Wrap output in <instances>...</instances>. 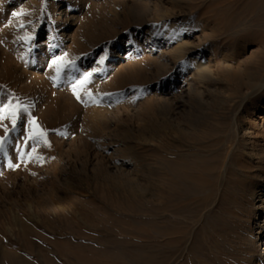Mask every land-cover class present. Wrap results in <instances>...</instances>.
<instances>
[{
	"label": "rangeland",
	"instance_id": "rangeland-1",
	"mask_svg": "<svg viewBox=\"0 0 264 264\" xmlns=\"http://www.w3.org/2000/svg\"><path fill=\"white\" fill-rule=\"evenodd\" d=\"M262 84L264 0H0V264L259 259Z\"/></svg>",
	"mask_w": 264,
	"mask_h": 264
},
{
	"label": "snow or ice",
	"instance_id": "snow-or-ice-1",
	"mask_svg": "<svg viewBox=\"0 0 264 264\" xmlns=\"http://www.w3.org/2000/svg\"><path fill=\"white\" fill-rule=\"evenodd\" d=\"M42 11H43V9H42ZM23 15H24L23 10H21L20 12H15V11L12 12L13 17H22ZM20 27L23 28L24 25H21ZM21 39L25 42V44H27L29 46L28 51H29V53H31L35 47V45L33 43L36 39L35 35L25 32V35L23 37H21ZM66 56H67V54L65 53L64 56L55 57L51 61V63L49 64L50 68L53 67V65H56L57 76L53 77V79L59 78L60 72L65 65H71L72 67L75 66L74 61H69V60L65 59ZM102 62H103V58L101 59V63ZM91 75H92V73H90V72L85 73L79 81L80 85L82 86L83 84L87 83V81L89 80ZM73 92H74V94H76V88L75 87L73 88ZM27 108H28V106L21 105L18 100L16 101L15 104H13L12 100L10 99L7 104L0 106V121H3L5 119H11L12 128L14 130L16 128V125H17V120L20 117V113L22 111L27 112ZM29 123L33 125L32 132L29 134V139H33L35 136L43 137L45 135L44 132L37 130V128L35 126V122L31 117H29ZM8 134H9L8 129L5 128V136L0 137V150L3 149L4 140L7 138ZM28 155H31V153H29Z\"/></svg>",
	"mask_w": 264,
	"mask_h": 264
},
{
	"label": "bare ground",
	"instance_id": "bare-ground-1",
	"mask_svg": "<svg viewBox=\"0 0 264 264\" xmlns=\"http://www.w3.org/2000/svg\"><path fill=\"white\" fill-rule=\"evenodd\" d=\"M61 3H63V1H60L58 4H57V9H60L61 7H62V5H61ZM66 14V10H63V11H61L60 13H59V16H63V15H65ZM47 53V50H42L41 51V54L42 55H45ZM262 85H264V84H262ZM259 86V87H263V86ZM259 89V88H258ZM244 131H246V130H244ZM259 159V158H258ZM264 161V160H263ZM230 163V162H229ZM262 163V162H261ZM264 165V164H263ZM256 198V197H255ZM259 198V197H258ZM259 205H258V208L260 209L259 210V212L256 214V216L258 215L259 216V221H261V220H263V221H261L262 223H264V198H259V203H258ZM261 222H260V224H261ZM260 224H258L257 223V235L255 236V237H251L250 238V240H249V242H250V246L251 247H253L254 248V246L256 245V241H257V239L260 241V233L263 231L264 232V229L262 230V229H260L259 230V228H260ZM248 237V236H247ZM258 242V241H257ZM261 243V246H263V250H262V247H261V250H259V252H257V253H259V255H260V258L259 259H257V257H258V254L255 256V258H249L248 259V264H264V236H263V238H261V241H260ZM260 247V246H259ZM260 249V248H259ZM261 260V261H260Z\"/></svg>",
	"mask_w": 264,
	"mask_h": 264
}]
</instances>
